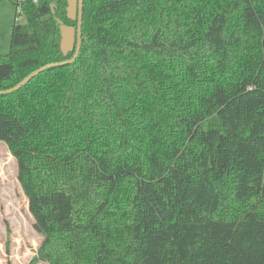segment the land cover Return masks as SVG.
I'll return each instance as SVG.
<instances>
[{
    "label": "trees",
    "instance_id": "trees-1",
    "mask_svg": "<svg viewBox=\"0 0 264 264\" xmlns=\"http://www.w3.org/2000/svg\"><path fill=\"white\" fill-rule=\"evenodd\" d=\"M70 3L22 5L0 91L73 56ZM0 142L27 264H264V0H83L78 58L0 95Z\"/></svg>",
    "mask_w": 264,
    "mask_h": 264
},
{
    "label": "rangeland",
    "instance_id": "rangeland-1",
    "mask_svg": "<svg viewBox=\"0 0 264 264\" xmlns=\"http://www.w3.org/2000/svg\"><path fill=\"white\" fill-rule=\"evenodd\" d=\"M73 1L71 14L74 13ZM24 22L14 0H0V56L9 50L12 27ZM61 35V50L67 54L73 47L74 30L61 27ZM32 225L28 202L17 179V163L6 145L0 142V264H27L35 256L42 238Z\"/></svg>",
    "mask_w": 264,
    "mask_h": 264
},
{
    "label": "water",
    "instance_id": "water-1",
    "mask_svg": "<svg viewBox=\"0 0 264 264\" xmlns=\"http://www.w3.org/2000/svg\"><path fill=\"white\" fill-rule=\"evenodd\" d=\"M82 7H83V0H77L76 43H75V50H74L73 56L68 60H65V61H62L59 63L48 64V65L40 67L39 69L31 72L27 77H25L22 81H20L13 88L8 89L6 91H0V95L13 93L14 91L21 88L23 85L28 83L35 76H37L38 74H40L41 72H43L49 68L59 67V66H63V65H69V64H72L76 61V59L78 58V55H79L80 47H81Z\"/></svg>",
    "mask_w": 264,
    "mask_h": 264
},
{
    "label": "built area",
    "instance_id": "built-area-1",
    "mask_svg": "<svg viewBox=\"0 0 264 264\" xmlns=\"http://www.w3.org/2000/svg\"><path fill=\"white\" fill-rule=\"evenodd\" d=\"M26 2V0H14V5L16 6L19 13H21V7ZM33 3H37V0H32Z\"/></svg>",
    "mask_w": 264,
    "mask_h": 264
}]
</instances>
